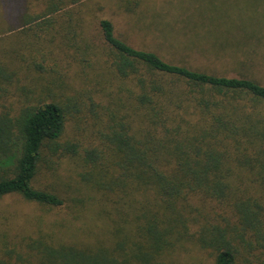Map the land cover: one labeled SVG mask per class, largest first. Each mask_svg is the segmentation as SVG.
Returning a JSON list of instances; mask_svg holds the SVG:
<instances>
[{
	"label": "trees",
	"instance_id": "trees-1",
	"mask_svg": "<svg viewBox=\"0 0 264 264\" xmlns=\"http://www.w3.org/2000/svg\"><path fill=\"white\" fill-rule=\"evenodd\" d=\"M88 1L15 0L0 26L16 34L0 47V199L61 207L35 182L67 156L124 225L110 246L40 235L0 264H165L186 245L213 264H264V85L134 47ZM111 1L129 15L144 6Z\"/></svg>",
	"mask_w": 264,
	"mask_h": 264
},
{
	"label": "rangeland",
	"instance_id": "rangeland-1",
	"mask_svg": "<svg viewBox=\"0 0 264 264\" xmlns=\"http://www.w3.org/2000/svg\"><path fill=\"white\" fill-rule=\"evenodd\" d=\"M95 2L104 6L96 12L97 18L110 20L116 34L134 47L194 70L229 78L248 77L264 85V0H143V9L135 15L115 11L111 0L88 1ZM20 5L15 0H0L3 29L14 23ZM40 10L38 2H31L30 12ZM94 30L96 26L92 36ZM15 35L1 34L0 47L12 44ZM69 75L74 77L77 87L82 86L79 67ZM95 82L89 81L87 85L94 86ZM17 101L13 97L11 102ZM42 167L35 187L57 193L63 205L40 206L19 195L1 198L0 260L7 258V252L20 251L21 244L25 247L40 235L81 247L96 243L110 246L114 222L123 226V219L121 222L113 206L82 181L76 162L66 156ZM197 249L186 245L166 258L165 264H213ZM10 262L19 264L15 254Z\"/></svg>",
	"mask_w": 264,
	"mask_h": 264
}]
</instances>
